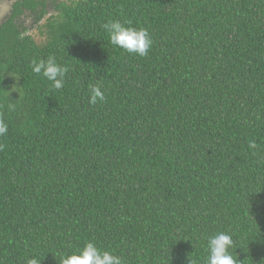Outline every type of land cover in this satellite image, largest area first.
<instances>
[{"label":"trees","instance_id":"trees-1","mask_svg":"<svg viewBox=\"0 0 264 264\" xmlns=\"http://www.w3.org/2000/svg\"><path fill=\"white\" fill-rule=\"evenodd\" d=\"M48 6L18 0L0 25V264H61L88 241L125 264H205L221 231L238 264H264V0ZM110 20L146 28L149 54L113 46ZM49 56L60 89L32 71Z\"/></svg>","mask_w":264,"mask_h":264},{"label":"clouds","instance_id":"clouds-1","mask_svg":"<svg viewBox=\"0 0 264 264\" xmlns=\"http://www.w3.org/2000/svg\"><path fill=\"white\" fill-rule=\"evenodd\" d=\"M104 29L109 35L110 43L129 54L144 57L149 54L153 46V39L146 28L126 26L118 20H110L104 24ZM32 71L52 82L55 89H60L63 87L69 68L58 63L55 57L49 56L47 59L34 60ZM105 99L101 85L91 86L89 90L91 104L102 103ZM14 107V105H9L10 109H14ZM7 132V123L0 119V136L6 135ZM250 147L254 148L255 145L250 144ZM233 247L234 240L228 232L221 231L208 236L205 264H238L237 258L231 252ZM27 264H40V261L32 257L28 259ZM61 264H125V262L112 252L99 249L93 241H88L82 249L63 256Z\"/></svg>","mask_w":264,"mask_h":264},{"label":"rangeland","instance_id":"rangeland-1","mask_svg":"<svg viewBox=\"0 0 264 264\" xmlns=\"http://www.w3.org/2000/svg\"><path fill=\"white\" fill-rule=\"evenodd\" d=\"M17 1L18 0H5L4 2L0 3V25L10 16L12 7ZM74 1L79 4L83 2V0H49V15L57 16L58 12L55 11L57 4L64 3L70 5ZM45 22L46 21H43L37 25L35 19L30 15V13H25V15L18 20L20 27L26 30L27 33L31 35L40 46L45 45L48 40L46 31L44 28L40 27L43 26Z\"/></svg>","mask_w":264,"mask_h":264}]
</instances>
